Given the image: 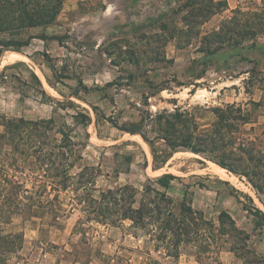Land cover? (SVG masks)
Listing matches in <instances>:
<instances>
[{
	"label": "rangeland",
	"instance_id": "obj_1",
	"mask_svg": "<svg viewBox=\"0 0 264 264\" xmlns=\"http://www.w3.org/2000/svg\"><path fill=\"white\" fill-rule=\"evenodd\" d=\"M20 36L32 37L26 61L0 57V115L54 118L49 134L69 128L77 143L65 189L53 190L40 164L11 172L39 213L5 225L23 232L22 264H264V220L256 226L232 195L264 212V0H64L54 22ZM79 113L90 116L86 126ZM150 148L157 163L168 158L156 172L143 165ZM160 173L179 179L164 190ZM218 178L227 184L216 195ZM124 185L119 202L152 215L142 224L84 210L88 192L100 199ZM189 207L214 227H231L221 211L235 222L221 238L205 229L211 257L200 250L204 227L184 235L162 225Z\"/></svg>",
	"mask_w": 264,
	"mask_h": 264
},
{
	"label": "trees",
	"instance_id": "obj_2",
	"mask_svg": "<svg viewBox=\"0 0 264 264\" xmlns=\"http://www.w3.org/2000/svg\"><path fill=\"white\" fill-rule=\"evenodd\" d=\"M63 2L64 0H2L0 2V57L6 50L22 52L21 48L28 45L32 37L28 36L24 39L20 36L21 32L27 28L46 26L54 22ZM252 31L253 33L256 32L254 29ZM50 38L58 39V37L53 36ZM84 88L87 90L86 87ZM42 92L45 94L44 91ZM74 116L84 126L91 120L88 114L79 113ZM53 130L54 118L27 120L23 117L7 118L0 115V264H22L24 260L22 253L24 241L23 232L7 231L5 225L11 224L14 217H23L25 215L30 216V218L32 216L39 217L37 211L30 209L31 204L26 206L27 204L23 202L25 199L34 198V196L24 195L23 192H27L28 190L23 188L21 182L15 180L16 176L11 172L21 171L19 169L23 168L28 171H33L36 169V164H40L41 169L49 173L48 177L52 178L50 183L53 185V190L57 189L56 187L65 189L68 186L67 181L70 179L68 169L71 167V164L67 160L71 156L69 155L67 157V149L77 143L72 140L70 136L71 130L69 128L64 130L60 127L57 130L60 138L53 137L49 134ZM128 132L141 136L151 146V141L143 132L135 130H128ZM205 143L213 144L214 139L210 138L208 141L205 140ZM167 144L171 148L175 147L173 143L169 142ZM185 146L195 154L205 152L201 148ZM167 159L163 158L160 160V163H157L156 157L153 154V160L157 164L165 163ZM214 162L229 171H233L229 165L222 161ZM143 165H147L146 160H144ZM261 169L264 175V165H261ZM79 177L85 179L86 175L79 173ZM177 178L179 177L172 173H163L157 176L155 180L160 187L166 188L172 180ZM82 186H85V184ZM129 190H131V187L124 185L114 192L110 190L106 193L101 192L100 199H94L88 192L85 194L87 198L85 195L83 196V201L86 204L84 210L96 212L104 220H109L110 223H115V221L109 219L110 214L116 213L120 221L130 219L133 226L138 223L142 224L145 215L146 217L152 216L147 206L140 205L137 208H133L131 205H125L119 202L123 201V194L129 192ZM155 191L163 197L166 196L162 191L157 189ZM232 195L236 197L242 209L254 217L255 225L259 226L261 221L264 220V212L255 206H246L237 195ZM245 196L251 201V197L248 195ZM80 198L82 199V196ZM117 205L118 208L115 207ZM150 210L152 212L151 208ZM182 215L184 218L176 219L168 212L166 218L162 220L164 229H168L170 232L174 231V233L179 231L181 233L183 232L182 234L184 235H188L194 230H199L204 227L202 231H198L200 232L199 236L205 240V245L200 246V250L204 255L211 257L212 255H209L210 249L206 240L210 236L207 235L205 229L214 227L213 223L204 219L199 211L192 210L191 207L185 210V215ZM220 217L226 218L228 224L231 226L228 229L230 232L231 230H238L234 226L235 222L229 213L221 211ZM98 222L100 221L98 220ZM225 225V222L221 219L220 225L214 227L219 233L218 238L228 234L229 231L224 229ZM199 259L201 257H197L196 260L199 261Z\"/></svg>",
	"mask_w": 264,
	"mask_h": 264
},
{
	"label": "crops",
	"instance_id": "obj_3",
	"mask_svg": "<svg viewBox=\"0 0 264 264\" xmlns=\"http://www.w3.org/2000/svg\"><path fill=\"white\" fill-rule=\"evenodd\" d=\"M150 155H151V148H150V150H149V153L147 152V151H145L144 150V153H143V156H144V160H146L147 161V165L146 166H144L145 167V170H147V169H150L152 172H156V171H158L159 169H163L162 168V165L164 164V163H162V164H157L156 162H154V160H153V156L151 155V158H150ZM167 162V161H166ZM165 162V163H166ZM166 172V171H165ZM161 174H163V173H160L159 175H161ZM172 174H174L175 175V173H172ZM159 175H157V176H159ZM176 176H178V175H176ZM179 178H177V180H178ZM176 179H174V180H172L171 182H170V184H169V186L168 187H166V188H162V189H164V190H169V187L171 186V184L175 181ZM211 182H215L216 183V185H215V188L216 189H214L213 191L215 192V194L216 195H218L219 194V188H220V185H221V183L223 182L224 184H227V181H222V179H220V178H218V180H211ZM167 192H169V191H167ZM169 194V193H168Z\"/></svg>",
	"mask_w": 264,
	"mask_h": 264
},
{
	"label": "bare ground",
	"instance_id": "obj_4",
	"mask_svg": "<svg viewBox=\"0 0 264 264\" xmlns=\"http://www.w3.org/2000/svg\"><path fill=\"white\" fill-rule=\"evenodd\" d=\"M6 56L10 59H20V60H25L27 58V56L21 52H16V51H11V50H7L6 52ZM29 59V58H28ZM26 61V60H25ZM194 154V153H192ZM212 163V162H211ZM216 169H215V173L220 174V177L226 180H230L232 179L231 175L229 176V174L225 173L226 169L218 166L217 164L212 163ZM214 169V168H213ZM218 176V175H217ZM234 176V175H233ZM234 184V183H232Z\"/></svg>",
	"mask_w": 264,
	"mask_h": 264
}]
</instances>
